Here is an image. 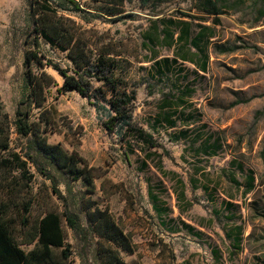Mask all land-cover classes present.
I'll list each match as a JSON object with an SVG mask.
<instances>
[{"label":"rangeland","instance_id":"rangeland-1","mask_svg":"<svg viewBox=\"0 0 264 264\" xmlns=\"http://www.w3.org/2000/svg\"><path fill=\"white\" fill-rule=\"evenodd\" d=\"M203 1L0 0V203L25 252L54 213L47 264H264V0ZM70 53L114 61L154 147L62 89Z\"/></svg>","mask_w":264,"mask_h":264},{"label":"trees","instance_id":"trees-1","mask_svg":"<svg viewBox=\"0 0 264 264\" xmlns=\"http://www.w3.org/2000/svg\"><path fill=\"white\" fill-rule=\"evenodd\" d=\"M203 2L206 7L212 8L214 15L220 14L217 8L220 0H204ZM165 33L167 37H173L172 32L165 31ZM40 34L47 41H52L49 40L46 31H41ZM225 53H228V51ZM69 59L78 69L75 75H69L68 71L59 68L57 65L53 66L55 71L63 78L62 89L75 91L82 98L93 102V106L97 111L103 110L107 117L105 125L109 131L113 132L117 130L124 138L132 134L135 138L142 141V143L154 147L151 136L144 130L137 128L133 123L135 93L129 91L124 85L123 80L116 76L114 61L110 60L105 54L98 56L95 62L88 60L86 63H83L82 56H73L71 53L69 54ZM29 60L27 56L26 63ZM90 79L102 82V86L93 87ZM27 81H29V84L31 83L29 76L27 77ZM28 86L29 88H34V85ZM32 98L33 96H28V99H26L28 103L32 102ZM101 103L105 106H100ZM246 103H248L247 100L236 102L234 105ZM17 117L19 133L25 137L28 136L31 129L23 122L26 114L18 110ZM48 155L53 160L54 153L49 152ZM54 162L61 167L60 162H56L55 160ZM79 177L77 176V179ZM90 181L91 179L89 178L88 183ZM253 182V177H250L247 191L252 189ZM5 214V207L0 203V264H47L52 258L53 250L65 247L64 234L58 214L50 213L40 220L37 233L27 242L28 244L35 243V248L29 253L25 252L14 239L10 226L5 219ZM67 222L74 231L79 229V224L74 217H68ZM103 228V232L107 234L113 230L107 225L103 226ZM115 233L116 237H121V233L117 229H115ZM64 253L67 255L66 252Z\"/></svg>","mask_w":264,"mask_h":264}]
</instances>
